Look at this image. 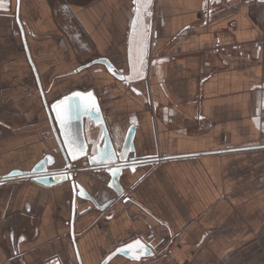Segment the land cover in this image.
Here are the masks:
<instances>
[{
    "label": "crops",
    "instance_id": "crops-1",
    "mask_svg": "<svg viewBox=\"0 0 264 264\" xmlns=\"http://www.w3.org/2000/svg\"><path fill=\"white\" fill-rule=\"evenodd\" d=\"M11 2L0 0V264H101L137 240L153 255L108 264H264V0H151L135 34L134 0H20L46 100L94 90L113 139L133 132L131 155L158 158L105 210L79 198L73 228L70 183L6 179L58 148ZM101 57L123 79L102 63L79 70ZM96 175L78 177L104 205L115 192Z\"/></svg>",
    "mask_w": 264,
    "mask_h": 264
},
{
    "label": "water",
    "instance_id": "water-1",
    "mask_svg": "<svg viewBox=\"0 0 264 264\" xmlns=\"http://www.w3.org/2000/svg\"><path fill=\"white\" fill-rule=\"evenodd\" d=\"M11 1L12 0H5V3L2 4L1 7L3 9L9 10L11 8V3H12ZM19 5H20V0L19 2H17L16 21L19 26V30L21 32L23 45L26 50L27 57L32 64L40 91L42 93L44 105L49 117V121L54 136L58 144V148L52 153H47L30 171L15 170L12 171L10 174H8L6 176V179H13V178L31 179L46 187H54L57 185H61L63 183H70L73 193L72 219H71V227L73 228L75 217L77 214L79 198L87 200L88 202L91 203V205L87 207V209L94 206L99 210H105L108 206L113 204L117 199H120L121 197L124 196L125 187L123 184L125 183L129 184L130 182H133L137 175L136 174L137 170L139 168L145 167L149 163L157 160L158 158H140L137 156L131 157V153H133L135 150L133 144V139H134L133 132H130L123 141L119 139L118 135H116L113 139L108 124L106 122V119L104 117L99 98L92 89L90 90L79 89L65 95V96H71L73 93L76 92L79 93L91 92L95 97V104L97 106L96 108L91 107L92 104L91 98L85 97L82 98L81 100L82 103L81 109L78 112H74L72 114L71 130H72L73 138L75 139V142L77 144H83L85 146V151L83 153H78L76 159L72 158V155L69 151V145L64 142L65 141L64 132L61 130L60 123L56 119V111L52 107V105L56 104L57 101L64 99L65 96L52 102L47 101L46 98L44 97L43 89L41 87L35 65L33 63L31 54L27 46L24 26L19 17V7H20ZM95 63L104 64L113 75L123 79V76L117 72L115 66L110 62L109 59L105 57L96 58L90 64L79 68V70L89 67ZM97 128L100 129V135L97 142L94 144L91 142V137L93 136ZM102 152L106 153L108 156H111L112 157L111 160L110 161L106 160L105 162L102 163L101 162L93 163L91 158L93 156L99 157ZM60 158H63L64 161L63 167L60 169L52 168L53 165H55V163ZM83 160L88 162V166H83L82 168H78L77 163ZM133 165H135V171H133L132 168ZM114 168L121 169L120 172L115 177H113L112 172L109 170ZM65 170H67L69 178L68 179L58 178L61 175V173H63ZM87 171H92L97 174H103L109 177L108 186L114 190L115 196L111 198L108 202H106L104 205L99 204L97 199L86 190V188L84 187L85 179L84 178L81 179L78 177V175L81 172H87ZM122 180H124L125 183L122 184ZM113 181H115V183H113ZM81 188H83L86 195L80 194ZM141 244L146 246L147 254L139 253L138 251L139 246L131 250L125 246H122L114 250L111 254H109L101 264H108L109 261L118 254H123L131 258L133 255H139L140 257L139 259H141L144 256L153 255L152 249L146 243L141 242ZM118 249H124V251H117ZM78 261L79 264H83L81 262V259H79Z\"/></svg>",
    "mask_w": 264,
    "mask_h": 264
},
{
    "label": "snow or ice",
    "instance_id": "snow-or-ice-1",
    "mask_svg": "<svg viewBox=\"0 0 264 264\" xmlns=\"http://www.w3.org/2000/svg\"><path fill=\"white\" fill-rule=\"evenodd\" d=\"M17 2H19V0H17ZM134 3L136 4V8H135V18L132 21V30L133 33H136V25L138 23V21L141 19L142 13H146L147 15H151V12L148 11V6L151 4V0H134ZM137 51L138 53H141V57H142V49L139 47V45L137 46ZM140 63H143L142 58L140 59ZM91 98L92 100V104L91 107L96 108V104H95V97L93 96V94L91 92L89 93H73L71 96H65L64 99L57 101L56 104L52 105L53 109L56 111V119L59 121L60 123V127L61 130L64 132V136H65V143L69 145V151L72 155L73 159L77 158V154L78 153H83L85 151V146L83 144H77L75 142V139L73 138V134H72V130H71V117L72 114L74 112H78L81 107H82V103L81 100L82 98ZM98 111V108H97ZM123 155V154H122ZM111 156H108L106 153H101L99 157L97 156H93L91 159L93 161V163H97V162H105L110 161L111 160ZM133 171H135V165L132 166ZM112 174L113 177H115L119 172H120V168H114V169H109ZM58 178H63V179H68V172L67 170H65L63 173H61V175ZM113 183H115V181H113ZM80 194L81 195H86L85 191L83 190V188H81L80 190ZM21 240L24 239V237H20ZM135 245L139 246V253L141 254H147V249L146 246L141 244V242L139 240L134 242ZM134 245H127L128 249H133ZM117 251H124V249H118ZM133 259H139V255H133L132 256Z\"/></svg>",
    "mask_w": 264,
    "mask_h": 264
},
{
    "label": "rangeland",
    "instance_id": "rangeland-1",
    "mask_svg": "<svg viewBox=\"0 0 264 264\" xmlns=\"http://www.w3.org/2000/svg\"><path fill=\"white\" fill-rule=\"evenodd\" d=\"M5 18H2L0 19V22L2 23H6L7 20H4ZM17 37V36H15ZM14 45V49L12 48L11 51H9L8 53V60L9 62H5L4 60L1 62V63H7L8 66L6 67V69H8L10 72H13L14 70V63L13 61H15L16 59H22L23 58V48L21 47L20 43H13ZM5 51L2 49V52ZM5 69V68H4ZM17 90H19V88H17ZM77 167L78 168H82L83 167V164L82 162H78L77 163ZM84 173H91L90 171H87V172H84ZM96 178L99 180V181H102V174H97L96 175ZM100 187V185H98Z\"/></svg>",
    "mask_w": 264,
    "mask_h": 264
},
{
    "label": "bare ground",
    "instance_id": "bare-ground-1",
    "mask_svg": "<svg viewBox=\"0 0 264 264\" xmlns=\"http://www.w3.org/2000/svg\"><path fill=\"white\" fill-rule=\"evenodd\" d=\"M83 166H88V162L84 161Z\"/></svg>",
    "mask_w": 264,
    "mask_h": 264
},
{
    "label": "built area",
    "instance_id": "built-area-1",
    "mask_svg": "<svg viewBox=\"0 0 264 264\" xmlns=\"http://www.w3.org/2000/svg\"><path fill=\"white\" fill-rule=\"evenodd\" d=\"M96 56H94L93 58H95ZM134 155H131V157H133ZM76 168V167H75ZM90 172H92V171H90Z\"/></svg>",
    "mask_w": 264,
    "mask_h": 264
}]
</instances>
